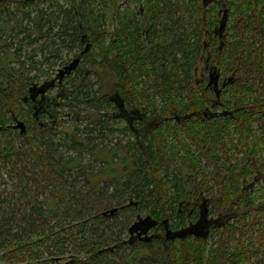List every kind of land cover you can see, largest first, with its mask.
I'll list each match as a JSON object with an SVG mask.
<instances>
[{"label": "trees", "instance_id": "1", "mask_svg": "<svg viewBox=\"0 0 264 264\" xmlns=\"http://www.w3.org/2000/svg\"><path fill=\"white\" fill-rule=\"evenodd\" d=\"M121 1L0 0V264H264V0H135L140 17ZM83 37L59 103L32 117L29 85ZM102 145L114 176L98 182ZM204 212L206 235L167 236Z\"/></svg>", "mask_w": 264, "mask_h": 264}, {"label": "water", "instance_id": "2", "mask_svg": "<svg viewBox=\"0 0 264 264\" xmlns=\"http://www.w3.org/2000/svg\"><path fill=\"white\" fill-rule=\"evenodd\" d=\"M227 22V15H225L224 20H223V24L221 26V30L223 31L225 29V25ZM87 52V51H86ZM81 61V56L75 58L70 64L66 65L65 67L61 68L59 70V73L57 75L56 78L50 80V81H46L41 85H35L32 87L31 93H32V100L34 101V99L36 98V96H38L39 94H42L43 96V100H45L47 92L49 89H51L52 87H54L56 85V81L59 80V83L62 84L64 78L66 75H70L73 73L74 70H76L80 64ZM214 79V78H213ZM216 79L218 80V76L216 77ZM47 109L46 106L44 104H37L36 105V115L38 116L42 110ZM16 124H15V128L20 130L21 134H26L27 133V125L23 120L20 119H16ZM118 211V208H113L110 213L111 214H115ZM212 223L211 220L208 219V214L206 212L203 213L202 215V219L201 221L197 224L194 225L192 227H190L187 230H182V231H177V232H171L170 230H168L167 232V236L170 238H174L176 236H181V235H185L187 233L190 234H204L208 232V228L210 226V224ZM154 226V222L149 218H146L145 220L138 222L136 225H134L132 227L131 233H138V235L140 237L143 236V234L148 233V231ZM204 234V235H206Z\"/></svg>", "mask_w": 264, "mask_h": 264}, {"label": "rangeland", "instance_id": "3", "mask_svg": "<svg viewBox=\"0 0 264 264\" xmlns=\"http://www.w3.org/2000/svg\"><path fill=\"white\" fill-rule=\"evenodd\" d=\"M123 1H125V2H127L128 0H122L121 2H123ZM109 14H110V12H108ZM232 13L234 14L233 15V17H232V21L234 20V18L236 17L235 16V13H234V10L232 11ZM111 23V24H110ZM233 24V23H232ZM112 25H113V23H112V20H111V17L109 16L108 17V20H107V31H110V30H112ZM229 26H231V28H232V25H231V23H230V25H228V27ZM84 47H85V45H84ZM84 47H83V49H84ZM40 48V43H39V45H37V46H27L26 47V50H28V51H32V50H38ZM82 49V50H83ZM39 51V50H38ZM79 51H81V50H79ZM36 53H38V52H36ZM34 54V53H33ZM64 56L65 57H68V58H70V59H73L74 57H75V55L74 54H68L67 55V53H65L64 52ZM24 55V54H23ZM35 56L37 57L36 59H39V60H41V54H40V52H39V54L37 55V54H35ZM14 66L18 69V68H21V66H23L24 67V69L25 70H27L26 72H25V77H28V76H33V75H36V70H32L31 72H29L28 70L30 69L29 68V65H26V66H24L23 64H21V63H19L18 61H16L15 63H14ZM43 67V66H42ZM62 67V64L60 63V62H57V63H54L52 66H50V72H51V76H50V78H53V77H55L56 75H57V72H58V69L59 68H61ZM47 68H44L43 70H45V71H47L46 70ZM28 75V76H27ZM49 77H47V76H44V77H41L39 80H37L38 81V83L41 85V84H43L44 83V81L46 80V79H48ZM49 78V79H50ZM48 79V80H49ZM58 93V89H55V90H53V91H50L48 94L49 95H51V96H55L56 94ZM25 110H28V107L27 106H25ZM56 110H58V109H56ZM63 111V112H62ZM66 110L65 109H60L59 110V112L60 113H64ZM63 115H61V117H60V121H62V125L63 126H65V127H67V126H69V125H71V124H68L67 123V117H62ZM43 121H49L48 120V117H43ZM116 124H123L122 122H120V121H118ZM68 128V130L70 129L69 127H67ZM112 137V145H114L115 143H116V141H117V138H115L114 136H111ZM116 137H118V136H116ZM122 139H123V142L125 143L126 142V138H124V137H121ZM118 139H119V137H118ZM100 150H102L100 153V160H99V162H97V164H96V171H98V173L96 174V175H94V178H95V180L96 181H102V180H104V179H111L113 176H114V173H109V174H107L106 172L108 171L107 169H108V167H109V164L106 162V160H104V158L105 157H108V155H110L109 154V149H108V147L106 146V145H102L101 147H100ZM104 150H106V151H104ZM111 160H112V163L111 164H113L114 165V163H116V161H117V159H115V158H113V157H111ZM258 187V186H257ZM256 187V188H257ZM254 195H258V193H256V194H254ZM208 219L210 220L211 218L209 217V215H208ZM257 227H255V230L254 231H257ZM249 236L251 237L252 236V234L251 233H248L244 238L246 239V240H249L250 242L252 241V237H251V240H250V238H249ZM254 236V235H253ZM255 237H257V236H255ZM255 247V246H254ZM255 251H254V254L252 255V257H253V262L255 261V262H257L258 260H260V259H262V260H264V245H256V247H255V249H254Z\"/></svg>", "mask_w": 264, "mask_h": 264}, {"label": "flooded vegetation", "instance_id": "4", "mask_svg": "<svg viewBox=\"0 0 264 264\" xmlns=\"http://www.w3.org/2000/svg\"><path fill=\"white\" fill-rule=\"evenodd\" d=\"M201 1H202L203 5H205V6L208 5V4H212V2H213V0H201ZM121 5H124V6L128 5L131 9H134L136 11V13L138 14L139 17L142 16L145 13L144 5L142 3L138 4L137 2H135V0H128L127 2H125V3L121 4ZM227 18H228V15H227ZM217 20H218V24L217 25H215L213 28H208V29L205 30V33H206L205 37H225V29L223 31L220 29L222 24H223V20L224 19H221V20L217 19ZM227 22H226V24H227ZM225 28H226V25H225ZM82 42H83V45H85V49H83V50H81L79 52V56H75L73 59H70V61L67 64L62 65L61 68H63L66 65L70 64L75 58L80 57V56H81V61H80V64H79L78 68L81 66L83 58L85 57V55L87 53L86 51H88L91 48V43L87 42V37H83ZM61 68L58 69L57 75H58L59 70ZM76 70H74L73 72H75ZM57 75L55 77H53L52 79L56 78ZM66 78H67V75L65 76L63 82L66 80ZM218 79H219V77H218ZM35 85H37L36 82H32L29 85L26 94L22 97V101L28 107L29 112L31 113L32 117L39 119L40 115H38V116L36 115V105L37 104H44L47 109H45V110L43 109L42 112H49L48 109H49L51 103L55 102L56 104H58L59 102H56L55 98H50L52 96H50L48 93L50 91L55 90V89H59L62 84L59 83V80H57L56 81V85L48 90L45 100H43L42 94H39L38 96H36V98L33 101L32 97H31L32 96L31 90H32V87L35 86ZM15 124H12L11 127L13 129H15V130L20 132L19 129L15 128Z\"/></svg>", "mask_w": 264, "mask_h": 264}]
</instances>
